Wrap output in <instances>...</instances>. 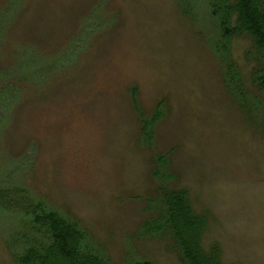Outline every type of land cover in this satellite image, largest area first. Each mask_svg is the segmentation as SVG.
<instances>
[{"label": "rangeland", "instance_id": "1", "mask_svg": "<svg viewBox=\"0 0 264 264\" xmlns=\"http://www.w3.org/2000/svg\"><path fill=\"white\" fill-rule=\"evenodd\" d=\"M210 7L0 0V189H23L77 221L111 264H181L148 225L158 218L148 210L158 186L149 171L167 154L175 187L208 214L202 247L217 243L223 264H264L258 63L250 39L218 33ZM223 68L250 114L226 90ZM138 111L161 116L151 142L140 139ZM26 223L0 207V264H16Z\"/></svg>", "mask_w": 264, "mask_h": 264}, {"label": "trees", "instance_id": "2", "mask_svg": "<svg viewBox=\"0 0 264 264\" xmlns=\"http://www.w3.org/2000/svg\"><path fill=\"white\" fill-rule=\"evenodd\" d=\"M210 2L211 16L223 38L247 37L251 40L253 50L248 52V56L258 63L251 73L252 82L257 92L264 93V0ZM224 71L223 76L228 80L226 90L238 107L250 114L251 111L245 106L244 96L233 76L228 70ZM5 89L7 88H3V91L6 92ZM129 91L134 109L138 110L135 100L137 89L130 88ZM139 117L143 119L140 139L143 136L151 142L154 136L153 127L161 116L155 112L149 120H145L138 111ZM261 128L264 130V124ZM156 156L157 160L152 162L149 175L158 186L154 196L148 199L153 205L148 210L151 213V210L156 212L158 218L148 224L150 232L156 237L165 236L172 241V250L177 253L181 264H223L221 248L217 243L207 250L202 247V238L208 226V214L196 212L187 190L175 187L177 174L170 168L167 154ZM16 190L20 191L18 195L14 190L0 189V207L28 219V234L24 233L21 242L23 250L20 254L13 255L16 264H111L109 258L89 243L87 231L77 221L47 209L42 201H32L23 189ZM135 264L149 263L143 261Z\"/></svg>", "mask_w": 264, "mask_h": 264}]
</instances>
